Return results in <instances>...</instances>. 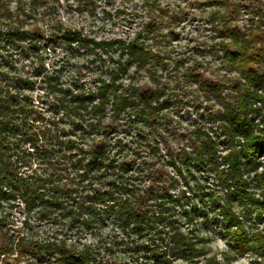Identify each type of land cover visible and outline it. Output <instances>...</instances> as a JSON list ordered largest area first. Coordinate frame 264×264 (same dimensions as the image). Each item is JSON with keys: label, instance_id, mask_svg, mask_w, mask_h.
Instances as JSON below:
<instances>
[{"label": "clouds", "instance_id": "obj_1", "mask_svg": "<svg viewBox=\"0 0 264 264\" xmlns=\"http://www.w3.org/2000/svg\"><path fill=\"white\" fill-rule=\"evenodd\" d=\"M134 44L146 62L126 50ZM241 50L253 59H228ZM260 85L264 0H0V128L19 129L0 131V264H41L25 251L36 245L52 251L42 264H264V217L248 218L237 196L230 212L240 223H223L218 205L236 189L203 151L213 141L218 171H231L264 129V101L250 102L253 123L224 117L245 93L264 97ZM251 152L240 172L264 201V154ZM198 185L220 197L205 214ZM117 201L141 221L126 224Z\"/></svg>", "mask_w": 264, "mask_h": 264}, {"label": "trees", "instance_id": "obj_2", "mask_svg": "<svg viewBox=\"0 0 264 264\" xmlns=\"http://www.w3.org/2000/svg\"><path fill=\"white\" fill-rule=\"evenodd\" d=\"M21 35H26V34H21ZM89 43H91V42H89ZM121 47L123 48L124 45L121 44ZM126 50L129 52V54L135 60H137L141 63H144L148 60V54L145 53L144 50L139 45L134 44V45L128 47ZM243 56H247L248 59H253V57L250 56L246 50H241L239 53L233 51L228 58L230 60H234L237 58H241ZM246 71L247 72H255L256 70L253 68H247ZM38 72H39V70H38ZM188 75L197 76L198 74H195L194 72H190V73H188ZM50 79L54 80V78H50ZM21 83L26 84L28 87H32V85L26 81H23ZM260 86H264V85H260ZM104 91H106V89ZM85 99H90V97L85 98ZM12 100H13V102H15L16 98L13 97ZM254 101H264V97H260L256 93H252V92L245 93L240 108L238 110L237 109L230 110L229 116L224 117V119L228 120V121H231V119L235 120L236 117H233V114H235V116H238L242 122L253 123L256 116L255 115L252 116L251 120H249V112H257L258 110L250 109L249 104H250V102H254ZM165 104H167V101H165ZM83 106H84V104L81 103V107H83ZM7 107H8L7 104L0 103V109H7ZM22 111H24V110L22 109ZM137 118H139V116ZM262 123H264V121H262ZM5 130L19 131V129H7L6 126L4 128H0V131H5ZM236 131H243V125H241L239 128H237ZM25 134H27V132H25ZM224 135L228 136L229 137V143H232L233 131H232V127L230 126V124H226L224 126ZM253 146L257 148V151L260 152V154H264V129H261L259 134L250 133V138L248 140L246 150L243 152H238L237 156L234 157L232 160L231 171L229 173L225 174L223 172L218 171L219 166L216 163V159H215V149H216L215 143L213 141H211L210 139H207L204 141L203 151L210 154L209 159L206 162V166L208 167V170L213 171V172H217L218 177L221 180V183L235 187L236 193L235 194L229 193V197H230L229 202L224 204V205H218V201L220 200V197L216 196V194L214 192L210 193V195H208L207 197L211 198V199L210 200L208 199L209 201L203 200L204 207L201 208L197 212V214H205V209L208 207L206 202H209V203H212L214 205H218L219 207L222 208V212H223V215L225 217L223 223H225L226 225H231L233 223L239 224L240 221L238 220V218L233 216L230 212L231 199L236 198L238 196L241 203L250 205L248 208V213H249L248 218L251 217L252 213H255L258 219L261 217H264V201L257 200V199L253 198V194L248 191V189H249L248 181L243 179L241 172H240L239 156L244 155V156H247L250 158L252 155L251 149ZM249 162H251V161H249ZM199 166H200V162H199V160H197V167H199ZM93 168H94V164L90 163L88 165V169L92 170ZM81 179L87 180V179H89V177L87 175H85V176H82ZM258 179L260 180V183L257 185V187L264 185V177H258ZM8 183L11 184L12 187H14V188L18 186V181H17L16 177L14 175H12L11 173H9ZM109 183L111 184L112 182H109ZM4 195H7V194L5 193ZM28 198H29V200H36V199H40V195L37 191H29ZM99 198H100L99 193H97V195L95 197H88L89 200L99 199ZM41 202L44 204H50L51 203L49 201H43V200ZM117 205L119 206L120 218L123 219L126 224L133 221V220L138 221V222L141 221V217L139 215L135 214L134 212H132L129 209L127 203L120 205L119 201H117ZM206 205H207V207H206ZM51 206L57 207V206H61V205H55L54 204ZM109 211L115 212L116 209L113 208V209H110ZM194 211H196V210L194 209ZM67 215L72 216L73 212L71 210H69ZM56 222H59V221H56ZM75 222L76 221L74 220V223ZM160 222H163V218H161ZM149 227H151L150 224H149ZM137 230H140V229L138 228ZM235 235L244 236L246 234L243 231H241L239 233H235ZM179 244L182 245V249H183L182 254L189 255V256L197 255L196 250L193 248V246L190 243L185 242V241H179ZM36 249H38V251ZM259 249L262 251V253H264V243H261L259 245ZM153 250L157 251V253H158L157 249H153ZM25 251H31V253L33 255H35L38 252H39V255H41V254L51 255L52 254L50 247H40L39 245L34 246L33 249H25ZM57 251L60 252L61 257L64 260H67L71 256L70 253H66L65 250H63V249L57 248ZM73 259H75V258H73ZM76 264H95V261L92 260L91 257H88V258H82L80 261L77 260Z\"/></svg>", "mask_w": 264, "mask_h": 264}, {"label": "rangeland", "instance_id": "obj_3", "mask_svg": "<svg viewBox=\"0 0 264 264\" xmlns=\"http://www.w3.org/2000/svg\"><path fill=\"white\" fill-rule=\"evenodd\" d=\"M218 30L220 31L221 34H223L225 31H231V29L229 28V26H228V24H227L226 21L223 22V23H221V24L219 25ZM197 51H198V49H197ZM228 59H229V58H228ZM229 60H230V59H229ZM194 73H195V72H194ZM195 74H198V73H195ZM192 179H193V180H196L197 178H196L195 176H192ZM198 188H199V198H200L201 204L204 206V204H203V200H204V201H205V200H206V201H209V200L206 199V198H208L207 196L210 195V193H212V191H206L204 185H198ZM194 195H195V194H194ZM206 204L208 205L209 202H206ZM207 205H206V207H207ZM161 223H163V222H161ZM35 255L39 257V259H40V261H41V264H42V262H43V260H44V258H45V254H41V255H39V252H38V253H36ZM47 255H48V254H47Z\"/></svg>", "mask_w": 264, "mask_h": 264}]
</instances>
